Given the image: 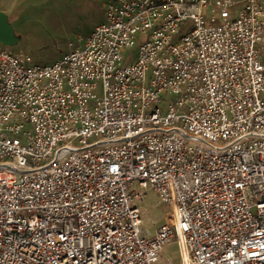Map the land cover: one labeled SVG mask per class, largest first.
<instances>
[{"label": "built area", "instance_id": "2783aa9c", "mask_svg": "<svg viewBox=\"0 0 264 264\" xmlns=\"http://www.w3.org/2000/svg\"><path fill=\"white\" fill-rule=\"evenodd\" d=\"M105 14L54 64L0 50V264H160L174 238L181 264H264V0Z\"/></svg>", "mask_w": 264, "mask_h": 264}, {"label": "rangeland", "instance_id": "374dc122", "mask_svg": "<svg viewBox=\"0 0 264 264\" xmlns=\"http://www.w3.org/2000/svg\"><path fill=\"white\" fill-rule=\"evenodd\" d=\"M114 0H0L3 11L13 27L18 42L9 47L0 44V50L8 48L14 52L28 54L32 58L29 66L51 65L71 51L70 44L77 45L85 40L94 28L106 18L105 9ZM244 3L238 5L242 9ZM235 11L232 18H237ZM138 54V44L123 50L121 65L130 64ZM99 139L92 138L89 143ZM73 145L79 147L78 139ZM144 201H137L142 213L141 229L148 238H154L157 231L168 223L171 206L152 190ZM139 192V189H137ZM182 257L176 239L163 246L160 264H181Z\"/></svg>", "mask_w": 264, "mask_h": 264}, {"label": "water", "instance_id": "95a60500", "mask_svg": "<svg viewBox=\"0 0 264 264\" xmlns=\"http://www.w3.org/2000/svg\"><path fill=\"white\" fill-rule=\"evenodd\" d=\"M18 42L13 27L9 23L8 16L0 11V44L9 47Z\"/></svg>", "mask_w": 264, "mask_h": 264}]
</instances>
